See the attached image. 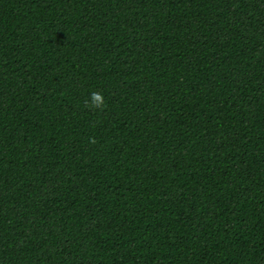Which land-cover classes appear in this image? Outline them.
Returning <instances> with one entry per match:
<instances>
[{
    "label": "trees",
    "instance_id": "obj_1",
    "mask_svg": "<svg viewBox=\"0 0 264 264\" xmlns=\"http://www.w3.org/2000/svg\"><path fill=\"white\" fill-rule=\"evenodd\" d=\"M0 264H264V0H0Z\"/></svg>",
    "mask_w": 264,
    "mask_h": 264
},
{
    "label": "clouds",
    "instance_id": "obj_2",
    "mask_svg": "<svg viewBox=\"0 0 264 264\" xmlns=\"http://www.w3.org/2000/svg\"><path fill=\"white\" fill-rule=\"evenodd\" d=\"M86 107L103 110L105 107V98L102 93L93 91L89 100L85 101ZM89 142L95 144L97 141L94 137H89Z\"/></svg>",
    "mask_w": 264,
    "mask_h": 264
}]
</instances>
